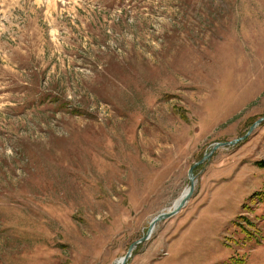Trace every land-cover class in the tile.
Instances as JSON below:
<instances>
[{"label":"rangeland","instance_id":"rangeland-1","mask_svg":"<svg viewBox=\"0 0 264 264\" xmlns=\"http://www.w3.org/2000/svg\"><path fill=\"white\" fill-rule=\"evenodd\" d=\"M206 153L125 264H264V0H0V264H115Z\"/></svg>","mask_w":264,"mask_h":264},{"label":"water","instance_id":"water-1","mask_svg":"<svg viewBox=\"0 0 264 264\" xmlns=\"http://www.w3.org/2000/svg\"><path fill=\"white\" fill-rule=\"evenodd\" d=\"M262 119V118H261ZM261 119H258L256 122H260ZM244 136L242 137H239V138H236L235 140H232V141H227V142H218L216 143L213 148H216L220 145H228V144H232L234 143L235 141H238L239 139L241 138H244ZM208 156V153L204 154L203 157L196 161L195 163H193L189 169H188V172H187V175H188V179H189V185H188V190L187 192L181 197V199L179 200V202L177 203L176 206H172L170 208H168L167 210H163L161 212H159L158 214H156L151 220L150 222L148 223V226L144 232V234L138 238L137 240L133 241L132 243L129 244L128 248H127V251L126 253L119 259V263L117 264H125V262L127 261L128 257L131 255L132 253V250L140 243L144 242L149 236L150 234L152 233V230L155 226V224L164 219V218H167L171 215H173L174 213H176L180 207H182L184 205V203L186 202V200L189 198V196L191 195L192 193V190H193V187H194V178H195V174H194V168L202 163L204 161V159Z\"/></svg>","mask_w":264,"mask_h":264},{"label":"bare ground","instance_id":"bare-ground-1","mask_svg":"<svg viewBox=\"0 0 264 264\" xmlns=\"http://www.w3.org/2000/svg\"><path fill=\"white\" fill-rule=\"evenodd\" d=\"M187 190H188V188H186L184 191H183V193L181 194V196L174 202V206H176L177 205V203L179 202V200L181 199V197L187 192ZM172 205V206H173ZM120 259V258H119ZM119 259L116 261V263L115 264H117V263H119Z\"/></svg>","mask_w":264,"mask_h":264},{"label":"trees","instance_id":"trees-1","mask_svg":"<svg viewBox=\"0 0 264 264\" xmlns=\"http://www.w3.org/2000/svg\"><path fill=\"white\" fill-rule=\"evenodd\" d=\"M9 223H7V225H8Z\"/></svg>","mask_w":264,"mask_h":264}]
</instances>
